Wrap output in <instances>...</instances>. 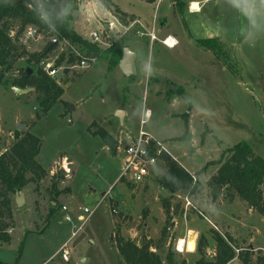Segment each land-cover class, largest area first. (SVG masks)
<instances>
[{
  "label": "rangeland",
  "instance_id": "374dc122",
  "mask_svg": "<svg viewBox=\"0 0 264 264\" xmlns=\"http://www.w3.org/2000/svg\"><path fill=\"white\" fill-rule=\"evenodd\" d=\"M114 1L122 12L134 15V19H127L128 24L104 4L98 8L90 0H71L70 26L89 40L98 21L104 25L108 19L120 21L123 27L117 24L108 31L99 47L105 50L114 44V49L130 47L137 51L141 47L137 41L145 42L136 74L125 76L107 53L82 68L78 66L83 57L78 47L40 33L26 41L22 36L27 55L15 62L5 78L19 76V71L28 67L30 54L51 47L43 59L56 63L63 56L59 65L63 69L56 77L64 88L61 101L37 118L40 106L35 90L25 88L29 90L19 94L14 86L7 88L0 81L1 150L14 143L9 131L14 132L20 121L41 139L37 160L47 170L39 182H31L23 189L27 201L22 207L16 205L12 195V238L0 244V260L16 264L19 244L28 232L18 264H122L116 245L120 233L138 243L147 239L154 246L160 244V249L152 250L163 258L171 247L179 260L195 264L200 255L187 246L180 251L179 241L187 240L188 244L191 237L196 245L204 241V256L213 261L217 253L215 231L233 236L239 248L237 254L252 246L254 263L264 264V216L239 197L231 201L225 194L216 201L208 183L223 152L239 142L249 143L264 158V36L255 44L246 41L248 22L224 0H195L201 5L198 12L188 11L187 4L192 0H157L152 4L145 0ZM162 15L166 17L164 24ZM136 21L150 27L155 21L157 30L175 33L179 45L168 49L156 41L151 46L148 38L137 35L138 30H143L140 24L125 28ZM198 39L209 44L217 41L219 54L199 46ZM173 83L182 86L184 93L178 104L171 106L165 95L168 90L177 92ZM145 105L152 110L146 130L165 143L177 158L170 157L172 160L196 176L193 181L198 186L173 194L159 185L156 178L167 171L166 162L144 185L117 181L121 156L115 149L111 151L96 132L106 130L118 145L120 138L136 132ZM118 109L126 111L123 126L115 115ZM187 117L189 131L181 139ZM64 158L69 164V176L60 166ZM54 176H62L60 190L70 187L71 192L64 191L55 198L51 194ZM166 200L172 203L169 213L164 208ZM238 200L243 203L238 204ZM56 201L58 211L49 222L48 213ZM214 204L218 214L212 213ZM63 205L67 211L61 209ZM85 208L91 211L89 217ZM68 240L69 260L64 261L57 251ZM232 264L242 263L236 257Z\"/></svg>",
  "mask_w": 264,
  "mask_h": 264
},
{
  "label": "trees",
  "instance_id": "16d2710c",
  "mask_svg": "<svg viewBox=\"0 0 264 264\" xmlns=\"http://www.w3.org/2000/svg\"><path fill=\"white\" fill-rule=\"evenodd\" d=\"M69 0H42L45 6L50 7L53 12L57 11L61 5H65ZM147 3H155L157 0H145ZM179 2V0H176ZM33 2V0H30ZM102 3L109 9H114L117 15H120L123 22L128 24L127 19H134V15L122 12L114 0H102ZM57 26L55 32L40 23L36 16L28 8L25 7V0H0V81L3 80L7 88L18 87L21 89L31 88L37 93V101L40 106V112L37 118L44 116L53 105L61 101L64 94V88L57 82L56 77L48 75L41 66V60L47 57L51 47L46 50L30 54L27 60L28 67L19 71V76L15 78H5L10 72L15 62L27 55V51L23 46L22 35L28 26H34L38 33H48L58 40H67L72 45L78 47L81 55L86 58L100 59L106 53L112 56V60L117 64L120 63L123 56V49L113 48L108 49L99 47L79 33L71 26L70 20ZM15 34L12 36L11 31ZM199 46L206 50H210L215 54H219L221 50L217 41L209 44L207 40H197ZM218 50V51H217ZM80 55V56H81ZM63 56L55 63L59 66ZM69 61H73V56H70ZM28 69H31V73ZM177 92L168 90L167 97L182 96L184 88L180 85H174ZM187 119V120H186ZM189 131L188 117L185 118V133L181 136L184 139ZM99 134L108 145L111 151L115 152L116 140L109 132L104 129L96 132ZM14 143L5 151L0 148V243L10 242L12 236L9 229L13 226V199L16 191L23 190L31 182H39L46 175V170L39 163L37 157L42 148V141L34 135L30 130H14ZM1 139V135H0ZM113 149V150H112ZM168 168L167 171L158 175L156 181L162 187L168 189L175 194L181 189H190L198 186L193 181V177L183 166L172 160L167 154L163 155ZM58 179L54 176L51 184V194L55 198L62 192H70L71 188L60 190L58 188ZM213 197L217 199L221 195H225L232 201L239 197L246 202L250 208L259 211L264 216V158L257 154L253 147L245 142H239L231 147H228L222 154L217 171L211 176L208 181ZM56 206L52 207L48 213L49 222L55 217L58 211V201ZM178 207V206H177ZM164 208L167 213L172 209V203L169 200L164 202ZM171 217V216H170ZM214 232V240L216 242V256L213 261L205 258V243L200 240L196 251L200 258L195 264H232V261L237 257L242 264H255L253 261V251L245 248L236 253L235 239L232 235H222ZM28 233V232H27ZM23 237L19 244V256L22 253L26 241V236ZM166 230L164 229L162 239H165ZM116 245L122 264H187L186 260H179L176 253L171 247L168 248L165 258L158 251L161 245H153L151 240L144 239L143 242L126 238L120 233L116 238ZM3 264V263H2Z\"/></svg>",
  "mask_w": 264,
  "mask_h": 264
},
{
  "label": "built area",
  "instance_id": "2783aa9c",
  "mask_svg": "<svg viewBox=\"0 0 264 264\" xmlns=\"http://www.w3.org/2000/svg\"><path fill=\"white\" fill-rule=\"evenodd\" d=\"M192 4L193 3H191L188 7L189 12L200 11L199 9H201V7L199 9L193 8ZM135 23L140 24L143 29L138 30L137 35L141 37H148L152 42L159 41L161 44L171 49L175 48L178 45V40L174 36L168 35L164 38L158 37V35L156 34L155 21L152 22L151 27L150 25H145L143 22L136 21L131 26H125V28L129 29V27H132L133 25H135ZM117 24L120 27H123L118 20L117 22H114V20L108 19L105 25L104 22L98 21L96 30H92L89 33V41L98 45L100 43H103V38L106 36L107 32L113 31V29L117 27ZM106 25H108V28L105 27ZM14 34L15 32L12 30L11 35L13 36ZM39 35L40 33L37 32V29L34 26H28L22 36H24L26 41L30 38L39 37ZM172 37L174 38V42L172 44H169L168 40ZM95 60L96 58L81 57L78 66L87 68L91 63L95 62ZM40 63L42 69L51 77H57L60 69H63L60 66H55V63L49 60L43 59ZM151 118L152 110L144 106L139 119V127L137 128L136 132H131L130 134H128L126 136V139H123V137L120 138V140L118 141V145L115 146L117 154L121 156V172L117 181L129 183L136 186L144 185L148 181H150L151 177L157 171L158 167H160L161 163L165 162V160L163 159L164 154H167L173 159H177L176 156H174V154L170 152L163 141L158 140L146 130V124ZM60 166L66 171L67 176H69L70 168L66 158H64V161L62 162V164H60ZM52 173H54V171H52ZM191 175L193 177V180L196 181V176L192 173ZM186 200L188 201L187 198ZM188 204H190L189 201ZM62 209L67 210L66 206H63ZM84 212L88 213V217L91 215V211L87 208L84 209ZM65 219L66 221H69L70 217L66 215ZM82 220H86L84 215L82 216ZM69 243L70 241L64 243L58 251V254H62V258L64 261L69 260L68 251L66 250Z\"/></svg>",
  "mask_w": 264,
  "mask_h": 264
},
{
  "label": "clouds",
  "instance_id": "9594fccd",
  "mask_svg": "<svg viewBox=\"0 0 264 264\" xmlns=\"http://www.w3.org/2000/svg\"><path fill=\"white\" fill-rule=\"evenodd\" d=\"M14 3V0H11ZM224 2L237 10L241 16L248 22L249 29L246 30L245 40L251 44H255L256 40L264 36V0H224ZM97 7H103L102 0H90ZM25 7L28 8L36 18L45 25L49 31L55 32L58 25L64 24L69 16L72 15L73 5L71 0L65 5H61L57 11L45 6L42 0H25ZM206 115H211L207 110H204ZM216 205H213V214H218Z\"/></svg>",
  "mask_w": 264,
  "mask_h": 264
},
{
  "label": "water",
  "instance_id": "95a60500",
  "mask_svg": "<svg viewBox=\"0 0 264 264\" xmlns=\"http://www.w3.org/2000/svg\"><path fill=\"white\" fill-rule=\"evenodd\" d=\"M106 28H108V25H106ZM119 68L125 76H131V75L136 74V72H137V70H136V53L130 47L123 48V56H122V59L119 63ZM28 70L31 73L32 70L31 69H28ZM13 89L16 93H19V94H23V93L27 92V90H29V89H21L18 87H14ZM70 107L74 108L73 105H71ZM115 115L119 118L121 126H123L126 111L122 110V109H118V110H116ZM16 129L26 130V126L23 125L20 121H18ZM15 202H16V205L18 207H22L24 205L25 201H24L23 190L16 191ZM111 240H113V237L111 238ZM194 246H195L194 247V251H195L197 248L196 243ZM248 248L253 249L252 246H249Z\"/></svg>",
  "mask_w": 264,
  "mask_h": 264
},
{
  "label": "crops",
  "instance_id": "0c3cea01",
  "mask_svg": "<svg viewBox=\"0 0 264 264\" xmlns=\"http://www.w3.org/2000/svg\"><path fill=\"white\" fill-rule=\"evenodd\" d=\"M194 2H196L198 5H199V8L201 7V5L199 4V1H195V0H192V1H189V3L187 4V8H188V6L191 4V3H194ZM153 5H155V4H153ZM200 10V9H199ZM189 11V10H188ZM133 13V12H132ZM164 20L161 22L162 24H164L165 23V21H166V17L164 16V15H162L161 16ZM158 32V37L159 38H164V37H166V36H168V35H171V36H174L175 38H176V35H175V33H173V32H167V31H165V30H163L162 28L160 29V30H157L156 29V33ZM163 35H165V36H163ZM163 36V37H162ZM146 38H148V37H146ZM149 40H150V38H148ZM177 39V38H176ZM178 40V39H177ZM142 42V40H138L137 41V43L139 44V50H133L135 53H136V70L138 69V63H139V54L141 53L142 54V52H143V50H144V46H145V42H142V45H140V43ZM150 42V45L152 46V43H156V41H154V42H152L151 40L149 41ZM161 45V44H160ZM178 45H179V40H178ZM177 45V46H178ZM162 46L163 47H166V46H164L163 44H162ZM166 48H168V47H166ZM168 49H171V48H168ZM141 60L143 59V57L141 56V58H140ZM120 69V68H119ZM121 71V70H120ZM122 72V71H121ZM151 72L152 71H150V74H151ZM153 73V72H152ZM155 77L157 78V79H159L160 80V78H158V76L157 75H155ZM158 82V81H157ZM174 85H176L175 83H173L172 84V86L174 87ZM30 90H32L31 88H30ZM165 97L168 99V97L165 95ZM179 96H175V97H173V98H170L169 100H170V102H168V103H170V105L171 106H173L175 103H177L178 104V100H179ZM146 106V105H145ZM147 107V106H146ZM188 119H189V117H188ZM30 130L31 129V127L30 126H26V130ZM0 131L2 132V129L0 128ZM0 132V133H1ZM9 134L10 135H12L13 136V130H11V131H9ZM47 171V170H46ZM53 171V169L50 171V172H52ZM188 172H190V173H192L191 171H188ZM71 192V191H70ZM24 193V200H25V202L27 201V197H26V194H25V192H23ZM218 199H216V201H217ZM243 202L242 201H239L238 200V204H242ZM55 205H56V203H54ZM63 206H65V205H63ZM63 206L61 207V209L63 208ZM63 210V209H62ZM64 211H67V210H64ZM13 215H14V209H13ZM66 215V214H65ZM82 216L83 215H80L79 216V218L80 219H82ZM210 221V220H209ZM74 235V234H73ZM68 241H70V240H68ZM1 244V243H0ZM61 248V247H60ZM60 250V249H59ZM58 250V251H59ZM57 251V252H58ZM56 252V253H57ZM4 261H1L0 260V264H2ZM121 262H122V260H121ZM6 263V262H5ZM5 263H3V264H5ZM9 264V263H8Z\"/></svg>",
  "mask_w": 264,
  "mask_h": 264
},
{
  "label": "bare ground",
  "instance_id": "6f19581e",
  "mask_svg": "<svg viewBox=\"0 0 264 264\" xmlns=\"http://www.w3.org/2000/svg\"><path fill=\"white\" fill-rule=\"evenodd\" d=\"M192 6H193V8L199 9V5L196 2H194L192 4ZM173 42H174V38L173 37L168 40L169 44H172ZM186 244H187V240L184 241V240L181 239L179 241V243H178L179 250L182 251V250H184L183 248L187 246L189 251H191V252L194 251L195 238L191 237V239L188 241V244L187 245Z\"/></svg>",
  "mask_w": 264,
  "mask_h": 264
}]
</instances>
